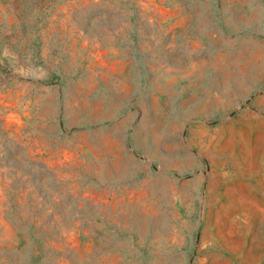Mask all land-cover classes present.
Instances as JSON below:
<instances>
[{"label": "rangeland", "instance_id": "obj_1", "mask_svg": "<svg viewBox=\"0 0 264 264\" xmlns=\"http://www.w3.org/2000/svg\"><path fill=\"white\" fill-rule=\"evenodd\" d=\"M0 264H264V0H0Z\"/></svg>", "mask_w": 264, "mask_h": 264}]
</instances>
